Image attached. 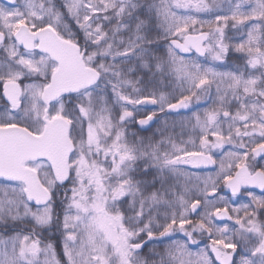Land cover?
Wrapping results in <instances>:
<instances>
[{"label": "snow or ice", "instance_id": "obj_1", "mask_svg": "<svg viewBox=\"0 0 264 264\" xmlns=\"http://www.w3.org/2000/svg\"><path fill=\"white\" fill-rule=\"evenodd\" d=\"M0 264H264V0H0Z\"/></svg>", "mask_w": 264, "mask_h": 264}, {"label": "water", "instance_id": "obj_2", "mask_svg": "<svg viewBox=\"0 0 264 264\" xmlns=\"http://www.w3.org/2000/svg\"><path fill=\"white\" fill-rule=\"evenodd\" d=\"M258 191V190H257Z\"/></svg>", "mask_w": 264, "mask_h": 264}]
</instances>
